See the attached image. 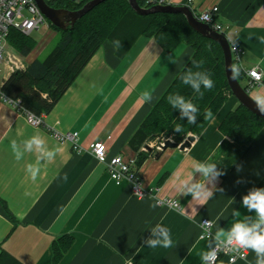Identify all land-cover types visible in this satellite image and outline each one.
<instances>
[{"label": "crops", "instance_id": "crops-1", "mask_svg": "<svg viewBox=\"0 0 264 264\" xmlns=\"http://www.w3.org/2000/svg\"><path fill=\"white\" fill-rule=\"evenodd\" d=\"M170 2L189 5L195 12L218 6L217 20L244 52L238 64L246 80L243 86L251 96L264 92V86H251L245 74L255 65L264 72V0ZM36 47L26 56L20 54L26 67L41 54ZM117 50L111 41L103 43L63 97L43 115L44 125L31 124L23 111L0 97V253L4 250L22 264H54L53 241L68 233L75 242L58 264H128L130 260L132 264H208L205 256L217 230L227 232L245 218L249 224L255 222V213L243 206L242 197L254 187H264V126L250 144L223 134L222 121L240 103L231 94L206 129L195 135L191 147L167 148L159 158L151 152L137 168L138 151L131 139L193 49L183 43L167 52L155 37L142 36L128 53L119 55ZM5 72L0 87L12 74ZM146 90L152 91L151 102L142 99ZM47 126L78 131L85 150L75 152ZM34 135L44 140L45 151H55L53 160L35 145L31 151L25 148V141ZM12 140L22 154L19 161ZM96 141L106 143L109 158L122 155L134 161L133 170L151 194L137 197L131 181L113 180L106 163L86 150ZM197 162L215 163L225 174L206 181L193 169ZM28 164L41 169L35 181L26 171ZM237 166L242 170L237 172ZM184 181L188 187L205 183L211 195L187 194ZM168 200L179 205L170 206ZM204 219L213 222L215 237H200ZM157 225L170 232L171 248H149L144 243L153 238L151 230ZM256 260L249 250L246 260L231 263L224 257L218 264H256Z\"/></svg>", "mask_w": 264, "mask_h": 264}, {"label": "trees", "instance_id": "trees-1", "mask_svg": "<svg viewBox=\"0 0 264 264\" xmlns=\"http://www.w3.org/2000/svg\"><path fill=\"white\" fill-rule=\"evenodd\" d=\"M89 1L91 0H81L78 3L75 0H49L48 3L57 8L76 10ZM137 1L142 7L153 6L148 0ZM54 27L60 32V38L48 55L44 59L36 58L23 70L13 72L1 87L8 97L20 100L26 109L37 115L47 114L53 109L106 41L113 44L114 41H120L121 46L117 48L119 55L128 53L142 36L155 37L167 52H173L183 43L193 49L189 61L131 139L133 147L138 151L135 163L137 168L154 152L141 150L150 138L163 134L166 138L172 137L175 142L181 143L190 133L200 135L212 121L204 119L206 110L211 109L215 117L232 94L226 76L222 46L192 28L186 16L180 12L140 15L128 0H107L86 13L74 26L65 30ZM8 39L10 45L23 56L28 55L36 46V41L31 36H25L16 29H11ZM193 61L202 62L201 68L196 69ZM234 65L239 69L236 75L240 81L244 73L236 61ZM188 68L211 74L214 86L211 90L202 87L203 97L179 79L180 74ZM245 88L247 89L246 86ZM177 93L186 100H191L199 109L196 124H189L187 118L181 120L179 109H173L168 103V95ZM178 126L181 129L179 132L175 130ZM263 126V118L239 103L224 118L220 129L238 143L250 144ZM74 242L75 237L68 233L53 241L54 264L60 263ZM0 264L22 263L3 250L0 253Z\"/></svg>", "mask_w": 264, "mask_h": 264}, {"label": "built area", "instance_id": "built-area-1", "mask_svg": "<svg viewBox=\"0 0 264 264\" xmlns=\"http://www.w3.org/2000/svg\"><path fill=\"white\" fill-rule=\"evenodd\" d=\"M49 1V0H47ZM192 1V0H189ZM154 4H167L171 3L170 0H148ZM218 6L204 9L200 12H194L196 18L202 22L210 25L214 30L225 34L231 42V49L233 52V59L238 64L243 55V49L237 44L232 43L228 36L223 24L217 20ZM48 24L50 21L44 15L36 0H0V76L4 71L13 73L17 70L26 68L23 57L13 50L9 42V35L11 29H16L25 36L39 30L42 24ZM245 74L249 78L251 86H264V72L258 65H255L247 70ZM2 87V86H1ZM0 87V97L5 101L13 104L17 109L24 112L28 121L35 125H44L43 115H37L34 112L26 109L20 100H14L8 97ZM48 130L60 142H69L75 152L81 153L85 148L79 142L78 131L61 132L53 130L47 126ZM161 142L160 144H163ZM160 144L157 148H160ZM89 150L99 161L106 163L110 176L117 183L127 179L133 184V193L137 197H145L151 194L146 190L142 184L141 177L133 170L134 161L126 160L122 155H115L111 158L108 156V149L104 141H96L90 144ZM167 204L170 206H178L177 201L168 200ZM213 232V222L209 219H204L201 222V238L215 237ZM249 255L248 249H240L235 251L233 246L227 244L225 239H215L214 244L207 252L208 264H218L219 261L226 257L229 262L234 263L237 260H246Z\"/></svg>", "mask_w": 264, "mask_h": 264}, {"label": "clouds", "instance_id": "clouds-1", "mask_svg": "<svg viewBox=\"0 0 264 264\" xmlns=\"http://www.w3.org/2000/svg\"><path fill=\"white\" fill-rule=\"evenodd\" d=\"M114 45L119 48L121 46L120 41H114ZM169 60L171 63H176L171 57H169ZM192 63L196 69L201 68L202 62L193 61ZM233 71L238 74L239 69L236 66H233ZM179 79L183 84L190 86L200 97H203L204 95L201 91L202 87L211 90L214 86L211 74L207 71H193L192 68H188L183 74H180ZM251 98L256 105L258 112L264 114V92H256ZM142 99L145 102H151L153 100L152 91H144L142 93ZM167 101L173 109H179L181 120L187 118L189 124H196V117L199 109L191 100H186L184 96L177 93L168 95ZM213 118L211 109L206 110L204 119L212 120ZM175 130L179 132L181 129L178 126ZM33 145L36 146L37 151L44 153L49 161L53 160L55 151H45L43 147L44 140L39 136L34 135L31 139L25 141V148L28 151L32 150ZM11 149L15 159L19 161L22 154L17 149L15 140L11 141ZM193 169L195 172L200 173L206 181L214 182L219 176L225 174L222 169L218 168L217 164L211 162H197L193 165ZM241 170L242 167L237 166V172ZM26 171L30 178L35 181L41 169L38 166L28 164L26 166ZM257 175H259V173H257ZM242 182L244 181L237 180V183ZM184 186L187 188V194H190L195 198H200L202 195H211V191L208 190L205 183H193L188 187V182L184 181ZM242 204L249 212L255 213V222L249 224L247 218H245L244 221H237L227 232L223 229L217 230L216 239L219 240L221 237H224L227 244L233 246L237 252L240 249L251 250L257 257L256 264H264V187H254L249 190V192L242 197ZM152 207L155 208L157 205L154 203ZM233 215L238 217L240 216V213L234 211ZM151 232L153 238H149L144 242L149 248L163 247L167 249L173 246V241L168 229L157 225V227L153 228ZM205 260H207V256H205ZM128 264H132L131 260Z\"/></svg>", "mask_w": 264, "mask_h": 264}, {"label": "water", "instance_id": "water-1", "mask_svg": "<svg viewBox=\"0 0 264 264\" xmlns=\"http://www.w3.org/2000/svg\"><path fill=\"white\" fill-rule=\"evenodd\" d=\"M80 2L81 0H75ZM107 0H91L87 2L83 7L76 10H71L68 8H57L48 3L47 0H36L40 9L47 17V19L57 28L65 30L69 27L74 26V24L83 17L86 13L96 7L98 4L103 3ZM132 8L140 15H148L154 12H180L184 14L189 22V24L200 34L212 38L217 41L223 49L224 60H225V71L230 86L232 94L239 100V102L245 106L248 110L258 115L264 119V114L258 112L256 105L252 100V96L249 94V91L243 86L239 81L236 73L233 71L234 59L233 52L231 49V42L228 37L214 30L210 25L205 22H202L196 18L193 10L186 4H156L151 7H142L137 0H128ZM196 136L190 134L187 138L181 142H175L172 139H165L163 144H160V148L153 149L149 144L145 145V149L149 151H154L155 157L159 158L164 150L167 148H176L180 150H186L191 147L192 143L195 141Z\"/></svg>", "mask_w": 264, "mask_h": 264}, {"label": "rangeland", "instance_id": "rangeland-1", "mask_svg": "<svg viewBox=\"0 0 264 264\" xmlns=\"http://www.w3.org/2000/svg\"><path fill=\"white\" fill-rule=\"evenodd\" d=\"M168 4V3H167ZM173 4V3H172ZM156 5V4H154ZM189 6V5H188ZM190 7V6H189ZM191 8V7H190ZM192 9V8H191ZM193 10V9H192ZM52 26L50 23L49 25L44 23L41 25L39 30L34 31L31 34V38H33L36 41V50L40 51L41 54L38 56L39 59H44L48 53L54 48V46L58 43L60 38V32L55 29V27ZM13 50L16 53V50L13 46H11ZM43 52H42V51ZM18 53V52H17ZM6 75V72L3 70L1 76H0V82L2 81V78ZM241 83L243 85L246 84V80L244 78L240 79ZM192 134V133H190ZM194 135V134H193ZM165 139H173L172 137L166 138L165 135H156L152 138H150L147 143L153 147V149H157L158 145L163 142ZM174 140V139H173Z\"/></svg>", "mask_w": 264, "mask_h": 264}]
</instances>
